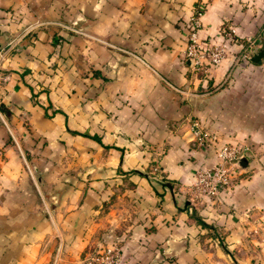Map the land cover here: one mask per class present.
I'll return each instance as SVG.
<instances>
[{
  "label": "crops",
  "instance_id": "obj_1",
  "mask_svg": "<svg viewBox=\"0 0 264 264\" xmlns=\"http://www.w3.org/2000/svg\"><path fill=\"white\" fill-rule=\"evenodd\" d=\"M198 4L199 37L225 43L208 72L185 57ZM263 38L264 0H0V264H47L53 226L64 263L113 227L122 264H264V56L238 58ZM192 118L247 150L189 204L215 160Z\"/></svg>",
  "mask_w": 264,
  "mask_h": 264
},
{
  "label": "built area",
  "instance_id": "obj_2",
  "mask_svg": "<svg viewBox=\"0 0 264 264\" xmlns=\"http://www.w3.org/2000/svg\"><path fill=\"white\" fill-rule=\"evenodd\" d=\"M204 6L198 4L192 9L187 22V45L185 57L195 66L208 72L210 66L217 64L224 55L225 43H213L210 39L199 37L200 13ZM226 38H231V31H224ZM247 48L241 52L239 58L248 60L252 46V40L247 39ZM11 40L9 41V44ZM12 44V43H11ZM258 46L257 44H255ZM191 145L196 148H211L215 155V160L208 166L194 170L193 181L182 186L180 192L184 198L194 204L202 197L215 198L223 187L231 186L233 173L238 170L237 160L245 156L247 146L237 142L218 143L217 135L202 126L197 119L190 122ZM178 189L180 187H177Z\"/></svg>",
  "mask_w": 264,
  "mask_h": 264
},
{
  "label": "rangeland",
  "instance_id": "obj_3",
  "mask_svg": "<svg viewBox=\"0 0 264 264\" xmlns=\"http://www.w3.org/2000/svg\"><path fill=\"white\" fill-rule=\"evenodd\" d=\"M249 43V42H248ZM257 42L255 40L252 41V48L254 47L256 50L258 46H256ZM240 55V54H239ZM239 58V57H238ZM196 119V118H192ZM189 122H191V120ZM190 127V123H189ZM191 142V138H190ZM31 170V167L30 169ZM31 175L32 171H30ZM33 180L35 181V176H31ZM52 199L47 198L46 195H44V210L47 213V216L50 220H52L51 212L53 213V207H52ZM188 202V201H187ZM189 203V202H188ZM190 204V203H189ZM122 205L117 206L119 209ZM128 206L125 205V209ZM52 222V221H51ZM53 233H54V245L52 252L50 255H48V262L47 264H122V247L123 242L125 238L127 237V234H123L117 229H114L113 227L108 228L106 227L103 232L99 231H93L91 233V239L95 240L92 241L91 245L86 249L85 254L80 257L79 260H77L76 263H64L67 261H64V259L60 258V252L62 250V236L61 232L58 231L56 226H53ZM82 258V259H81ZM59 262V263H58ZM61 262V263H60Z\"/></svg>",
  "mask_w": 264,
  "mask_h": 264
},
{
  "label": "water",
  "instance_id": "obj_4",
  "mask_svg": "<svg viewBox=\"0 0 264 264\" xmlns=\"http://www.w3.org/2000/svg\"><path fill=\"white\" fill-rule=\"evenodd\" d=\"M264 56V38L261 39V43L258 46V48L256 50H254L252 52V54H250L249 56V60L253 61V62H259L260 59ZM245 163V156H241L240 158H238L237 160V164L239 165H244Z\"/></svg>",
  "mask_w": 264,
  "mask_h": 264
},
{
  "label": "trees",
  "instance_id": "obj_5",
  "mask_svg": "<svg viewBox=\"0 0 264 264\" xmlns=\"http://www.w3.org/2000/svg\"><path fill=\"white\" fill-rule=\"evenodd\" d=\"M244 47H245V46H244ZM245 49H246V47L243 48L242 51H244ZM242 51H241V52H242ZM195 219L200 220L197 216H195ZM201 223H203V222H201Z\"/></svg>",
  "mask_w": 264,
  "mask_h": 264
}]
</instances>
